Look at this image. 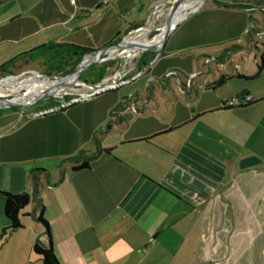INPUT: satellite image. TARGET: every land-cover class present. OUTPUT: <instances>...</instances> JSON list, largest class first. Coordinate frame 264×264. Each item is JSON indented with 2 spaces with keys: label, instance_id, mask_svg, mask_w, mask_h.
<instances>
[{
  "label": "crops",
  "instance_id": "0c3cea01",
  "mask_svg": "<svg viewBox=\"0 0 264 264\" xmlns=\"http://www.w3.org/2000/svg\"><path fill=\"white\" fill-rule=\"evenodd\" d=\"M143 2L138 17L126 28L110 26L97 47L164 4ZM208 8L189 25L192 16L180 19L151 60L222 54L189 86L173 90L163 74L148 77L146 99L100 98L116 88L41 115L18 107L0 113V264H264V48L250 64L231 58L241 35L264 26V13L249 25L248 8L215 0ZM81 12L42 34L17 35L0 46L1 57L66 41L64 33L88 21ZM157 92L167 98L163 107L153 101ZM246 93L251 102L227 105ZM79 149L91 154L89 167L74 169L81 160L65 158ZM252 154L259 162L240 167Z\"/></svg>",
  "mask_w": 264,
  "mask_h": 264
},
{
  "label": "rangeland",
  "instance_id": "374dc122",
  "mask_svg": "<svg viewBox=\"0 0 264 264\" xmlns=\"http://www.w3.org/2000/svg\"><path fill=\"white\" fill-rule=\"evenodd\" d=\"M92 1L93 0H75L74 2H71V0H0V34L4 36V39L0 36V46L2 47L3 45H7V43L13 42V39L16 38L17 35L23 36L26 31L33 30L42 34L50 28L57 27L63 22L65 15L79 8L82 11L81 15H85L89 18L88 21H84L83 24L79 25L77 29H74L71 32L67 31L62 37H64L66 41H70V43L84 45V47L92 49L97 48L98 45L96 44L99 42L97 40L105 37L106 31L109 30L110 26H113V28L115 26H123V28H126L128 23L135 19V17H138V14H140L139 7L141 6V3H144L143 0H114V4L107 5L103 3V0H100L99 3L92 5ZM212 2L213 0H204L201 5H197L198 7L196 10L192 12H189L190 10H188L186 14H189L185 18L192 17L186 23L184 22V24L189 25L194 19L199 16L201 17L202 14L208 12V7L212 5ZM251 2L253 4L255 3L254 1ZM173 3L174 0H164L162 6L156 5L155 13L151 17H145L144 15L143 18L148 20L143 23L145 30L140 32L143 38L149 39L153 36L160 37L162 35L166 29L165 26L169 16L168 12ZM115 4L117 7H114ZM25 8H30V13H18ZM212 13L217 15L215 11H212ZM246 13H248L247 22L249 25H253L254 21L262 19V12L258 8L251 10L250 13ZM18 15H20L19 18ZM124 19L126 22H123ZM12 28L16 29V36L10 35L13 33ZM136 34L137 33L135 32L129 37ZM124 35L120 36V38L124 37ZM255 40L258 42L257 35L254 36V41ZM239 43L241 47L231 52L232 60L240 62L241 64H250L255 60L254 58L257 60L259 59L258 49L253 47L252 41L248 36L241 35ZM112 53L107 52L105 54L110 55V57L104 59L109 60L110 65L107 73H105L104 77L99 82H92L89 75L87 76L88 80L85 81L80 75L78 81L74 83V85L65 87L55 96H50H54L55 99L61 101L63 98L84 95L98 85L111 81V79L114 81H120L122 79L127 80V74H129L133 68H137V65H134L135 62L138 63L139 60H142L145 54L148 56L152 55L154 51L150 50L141 52L138 50L127 54L124 50L114 49ZM88 55L90 54L85 55L83 58L88 57ZM216 55L217 52L213 53L212 51H209L208 55L201 52L189 53L179 51L173 56H162L159 59L155 57L153 61H146L147 68L145 69V74L143 76L130 80L127 84L125 83L120 88H117L114 93L109 92L103 94L100 98L116 99V102L122 97V95H125L130 99H133L135 96H139L141 99H146L143 90L146 89L145 83L148 81V77H155L161 81L160 78L163 74H166L164 76L165 83L169 78L171 88L177 90L181 83L185 84L186 81L194 79L195 76L198 77L199 72L208 68L210 64H213L214 66L216 61L213 58ZM5 60L6 59H3L0 55V64ZM102 61H97L95 64H101ZM59 66L58 69L63 68V70H66L68 68L66 61L60 63ZM34 71L40 73L41 77L38 75L28 77ZM63 74H65V72L59 73L56 69L46 72L44 64H40L38 61H33L21 68L15 67L9 72H0V79L11 75L17 76L18 79L23 78V80L35 78L43 80L44 78L42 77L53 78L56 80L57 76ZM23 94L25 95V100L34 97L32 93L27 92L25 86H21L20 89L16 91L0 89L1 96H9L10 98L21 96ZM168 94H170V98L174 99V91L170 90ZM166 100L167 98L164 94L157 92L155 94V100L153 101L154 103L157 102L162 104L163 107V105L166 104ZM38 101L39 100H36V102L26 108V110L37 109L33 107L38 104ZM0 107L5 106L0 105ZM30 111L29 113H31Z\"/></svg>",
  "mask_w": 264,
  "mask_h": 264
},
{
  "label": "trees",
  "instance_id": "16d2710c",
  "mask_svg": "<svg viewBox=\"0 0 264 264\" xmlns=\"http://www.w3.org/2000/svg\"><path fill=\"white\" fill-rule=\"evenodd\" d=\"M262 2L254 1L255 3L253 4L251 1H246V0H215L216 4L221 5V6H229V7H243V8H248L250 6H262L264 5V0H261ZM120 38L119 33L115 35L114 38H112L113 41L118 40ZM111 40V41H112ZM235 46H237V43H233L230 46H226L224 49H222L223 52H229L232 50ZM94 49L84 47V45H79L75 43H70L66 41H56V40H49L45 43H40L36 45L35 47H32L29 50H24L20 53H18L15 56H11L9 59L4 61L2 64H0V72H9L15 67L21 68L24 65H28L29 63L33 61H38L40 64L45 65V71H51V70H57V72L62 73V72H71L75 66L78 64V62L83 58L85 55L90 54ZM153 53L152 55H144V58L142 60H139L137 63V70H140L141 66H144L146 64V61H151L154 57ZM222 55V54H221ZM221 55L216 56V58H219ZM66 61V64L68 65V68L66 70L58 69L60 66V63H63ZM110 63L109 60H103L101 64H93L91 67H89L84 73H81L82 78L86 81L88 80L87 76L89 75L92 79V82H99L107 73L108 67ZM262 65H264V61L262 60V64L258 66V69L260 70L262 68ZM93 75V78H92ZM218 82L221 81V78L217 80ZM111 89V88H110ZM116 89V88H115ZM109 89H106L104 91H107ZM114 90V89H111ZM103 92V91H101ZM99 92V93H101ZM68 98V97H67ZM58 100L54 98V96H49L46 97L45 99L38 101V104L34 106L33 108H37L39 110H42L44 108H48L50 106H55L58 104ZM77 101L73 102L76 103ZM72 103V104H73ZM249 103V102H248ZM14 109L17 107H0V113L7 109ZM35 109V110H37ZM63 108L59 109L62 110ZM31 110V109H29ZM58 111V110H57ZM101 151H110L111 148L109 147H104V148H99ZM91 157L90 155L85 154V150L79 149L78 152L69 157L65 158L66 160H73V159H80L81 162L79 164L74 165L73 168H86L89 167V158ZM37 170V169H36ZM42 171V169L37 170ZM35 178L36 176L33 175ZM32 198L34 200H38L37 192L34 190L32 193Z\"/></svg>",
  "mask_w": 264,
  "mask_h": 264
},
{
  "label": "water",
  "instance_id": "95a60500",
  "mask_svg": "<svg viewBox=\"0 0 264 264\" xmlns=\"http://www.w3.org/2000/svg\"><path fill=\"white\" fill-rule=\"evenodd\" d=\"M183 1L184 0H174V3L171 4V7H170L169 12H168L169 16L167 18L166 30L162 33V35L158 39H156L153 36V37L147 39L146 41L142 42V41H131V40H128L127 36H124L118 40L109 41L107 44L101 46L100 48H98V47L95 48L90 53V55H88V57L81 58V60L78 62V64L75 66V68L71 72H66L63 75L57 76L56 80L53 79L57 83V86H55V88H49V89L45 90L43 93H41L40 95H38L34 99H29V100L23 99L22 101H15L14 100L15 97L10 98L9 96H1L0 95V105H3L5 107H18V108L26 109V108L30 107L33 103H35L36 100L41 101L50 95H54V96L57 95V93L59 91L64 89V88H61V86H63L65 84L66 78L68 76H70L73 73H76L75 81L71 82L68 85V87H70V86L74 85V83H76V81H78L81 73H84L89 67H91L93 64H95L97 61L100 62V61L110 57V55H105L107 52H109L110 48L121 49L124 51L127 48V50H129L131 53L138 51V50H140L141 52L150 51V50H153L156 52L160 51L165 46L170 32L172 33L173 29L176 27L177 23L179 22V20H178L174 24H172L171 18L173 16L174 12L176 11L178 5L181 4ZM125 52L127 53V51H125ZM111 81L113 82L114 80L111 79ZM259 160L260 159L257 158L256 156H253V154L248 155V156L241 159L239 166L244 167V166L250 165V164L253 165V164L259 162Z\"/></svg>",
  "mask_w": 264,
  "mask_h": 264
},
{
  "label": "built area",
  "instance_id": "2783aa9c",
  "mask_svg": "<svg viewBox=\"0 0 264 264\" xmlns=\"http://www.w3.org/2000/svg\"><path fill=\"white\" fill-rule=\"evenodd\" d=\"M74 1L75 0H71V2H74ZM103 1H104L103 2L104 4L109 2V0H103ZM197 7L198 6H195L189 12H192V11L196 10ZM256 8H258L262 13H264V5L259 6V7L258 6H250V7H248V9H250V10H253V9H256ZM188 14L189 13L185 14L183 18L187 17ZM183 18H180V19H183ZM144 27H145L144 24L143 25L140 24L136 28H133L130 31H127L124 36H127V38H129V36L131 34L135 33V32L136 33L143 32L145 30ZM256 35H257V38H258V42H257V40L254 41V36H256ZM250 36H251L250 38H251L253 47H255L256 49H259V50L264 48V26L259 27V28H257V27L254 28L253 29V33ZM260 56H261L262 60L264 61V56L262 55V51H260ZM142 74H143V71L138 70L135 74H133L132 78L137 77V76L142 75ZM128 81H129V79H127V80L126 79H122L120 81H113V82L112 81H108V82H105L103 84L98 85L97 87H95L94 89H92L91 91L87 92L84 95L74 96V97H71V98H63V100L59 101L57 105L50 106V107L44 108L42 110H39V109L33 110V111H31V113L29 115L35 116V115H41V114H44V113H47V112H50V111H53V112L57 111V110H59L61 108L66 107L67 105L69 106L70 104H72L75 101L87 99V98L91 97L92 95H94L96 93L98 94L99 92L104 91L106 89L118 88L122 84L127 83ZM185 85L189 86L190 85V80L186 81ZM252 100H253V97L250 94H247V93L243 94V95H237L236 94V95H233V96L229 97L226 100V103H227V105H230V106L238 105V104L242 105V104L251 102ZM133 109L135 110V107Z\"/></svg>",
  "mask_w": 264,
  "mask_h": 264
},
{
  "label": "bare ground",
  "instance_id": "6f19581e",
  "mask_svg": "<svg viewBox=\"0 0 264 264\" xmlns=\"http://www.w3.org/2000/svg\"><path fill=\"white\" fill-rule=\"evenodd\" d=\"M203 2V0H184L181 4L178 5L176 11L174 12L172 18H171V22L172 24H174L176 21H178L180 18H183L184 15L186 14V12L188 10L193 9L195 6L197 5H201ZM167 27V22H166V26ZM166 30V29H165ZM156 39H158L159 37H156ZM128 40L131 41H146V38L142 37V34L140 32H138L136 35L129 37ZM114 51L113 48L109 49V52L112 53ZM128 54H130L131 52L129 50H126ZM113 54V53H112ZM34 75H38L41 77L40 73L34 71L30 76L28 77H32ZM75 75L76 73L71 74L70 76H68L66 78L65 84L63 86H61V88H65L66 86H68L71 82L75 81ZM44 78L43 80L40 79H29V80H23L22 79H18L17 76H7L4 77L2 79H0V89H9L11 91H16L19 90L21 86H25L27 92H30L34 95L33 98L30 99H34L36 98L38 95H40L41 93H43L45 90L49 89V88H55V86H57L56 81L53 80V78H48V77H42ZM77 82V81H76ZM57 88V87H56ZM25 98V95H21V96H17L14 98L15 101H22Z\"/></svg>",
  "mask_w": 264,
  "mask_h": 264
}]
</instances>
